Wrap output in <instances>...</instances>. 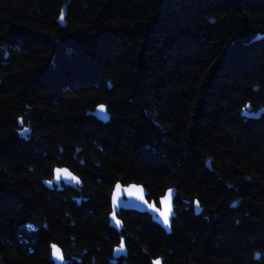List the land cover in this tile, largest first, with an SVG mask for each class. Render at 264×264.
<instances>
[{
  "label": "trees",
  "instance_id": "16d2710c",
  "mask_svg": "<svg viewBox=\"0 0 264 264\" xmlns=\"http://www.w3.org/2000/svg\"><path fill=\"white\" fill-rule=\"evenodd\" d=\"M247 104L264 107V0H0V264H55L53 243L65 264H264V115ZM58 166L82 185L48 187ZM118 181L191 203L171 233L135 210L119 232Z\"/></svg>",
  "mask_w": 264,
  "mask_h": 264
},
{
  "label": "water",
  "instance_id": "95a60500",
  "mask_svg": "<svg viewBox=\"0 0 264 264\" xmlns=\"http://www.w3.org/2000/svg\"><path fill=\"white\" fill-rule=\"evenodd\" d=\"M174 0H158L163 10L170 8ZM67 8L66 5L63 7L62 13L59 17V22L62 26L67 24L66 22ZM103 106V107H101ZM98 119L107 122L110 118V113L107 108V104L101 103L97 105L95 110L92 112ZM242 114L250 118H259L264 115V107L254 109L250 104H247ZM20 125H23L20 120ZM27 136L30 135L31 129L26 127L21 131ZM60 170V171H58ZM44 183L50 188L63 189L64 185H82V182L77 174H75L67 166H58L54 170V176L51 179L44 180ZM117 185H119V194L117 191ZM171 190V192L169 191ZM137 192V195H129V192ZM140 194L143 195V199L140 198ZM179 198L185 203H191V199L185 197V195L178 194L176 187H172L166 190L165 194L159 199L157 203L154 199H149V192L143 184L132 182L129 184H123L118 181L112 191L111 195V212L109 214V224L119 232H124L125 227L123 220L120 217L122 210H135L151 215L152 220L158 223L167 233H171L173 218L176 215V199ZM171 207V211L168 209ZM194 208L197 214L202 213L203 208L200 205L199 199L196 197L194 200ZM162 213H167L168 223H165V217ZM115 214V215H114ZM126 234L122 237L119 245H117L113 252V261L115 262L120 257L128 256V250L125 245ZM53 245L56 246L57 251L54 253ZM52 258L55 264H65V255L63 249L56 243L51 244ZM153 264H164L163 257L153 258Z\"/></svg>",
  "mask_w": 264,
  "mask_h": 264
},
{
  "label": "snow or ice",
  "instance_id": "6c2138e0",
  "mask_svg": "<svg viewBox=\"0 0 264 264\" xmlns=\"http://www.w3.org/2000/svg\"><path fill=\"white\" fill-rule=\"evenodd\" d=\"M101 107H103V106H101ZM58 171H60V170H58ZM117 191H118V194H119V185H117ZM169 191L171 192V190H169ZM137 194H138L137 192H132V191L129 192V195H137ZM140 198L143 199V195L142 194H140ZM168 211L169 212L171 211V207H169ZM162 215H164V217H165V223H168V215H167V213H162ZM53 251H54V253L57 251L55 245H53Z\"/></svg>",
  "mask_w": 264,
  "mask_h": 264
}]
</instances>
